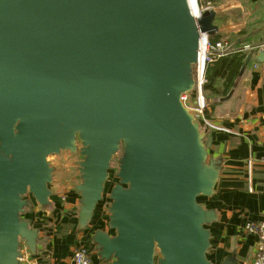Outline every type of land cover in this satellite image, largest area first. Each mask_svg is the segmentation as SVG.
Masks as SVG:
<instances>
[{
    "label": "water",
    "instance_id": "95a60500",
    "mask_svg": "<svg viewBox=\"0 0 264 264\" xmlns=\"http://www.w3.org/2000/svg\"><path fill=\"white\" fill-rule=\"evenodd\" d=\"M236 13L198 18L189 0H0V264H20L23 243L37 255L26 196L51 206L49 158L64 152L83 158L77 232L92 223L122 152L113 233L92 236L101 261L213 264L218 215L199 199L214 195L223 161L209 156L184 98L204 36L238 23Z\"/></svg>",
    "mask_w": 264,
    "mask_h": 264
},
{
    "label": "crops",
    "instance_id": "0c3cea01",
    "mask_svg": "<svg viewBox=\"0 0 264 264\" xmlns=\"http://www.w3.org/2000/svg\"><path fill=\"white\" fill-rule=\"evenodd\" d=\"M248 2L256 7L249 14L247 26L255 23L260 26L249 32L242 31V37L236 39L241 47L264 43V0ZM223 32L220 30L219 34L225 38ZM256 57L257 54L253 55L238 78L230 99L207 100L206 117L217 129L203 126L206 148L210 157L223 161L214 195L199 200L218 215V221L209 227L212 239L208 258L213 264H220L231 256L238 257L239 264H251L258 239L248 234L245 226L264 220V62L257 61ZM64 153L78 158L74 161L77 177L73 176L69 164L51 165L54 169L51 206L42 209L33 201V208L24 215L32 228L40 230L38 247L48 251L52 264H71L75 243L82 234L77 232L81 196L76 191L81 184L77 164L82 159L79 155ZM64 153L55 157L62 158ZM105 194L106 189L89 226L96 231L104 229L109 222L104 212L110 199ZM104 231L113 233L108 226ZM92 264H104L98 253L92 257Z\"/></svg>",
    "mask_w": 264,
    "mask_h": 264
},
{
    "label": "built area",
    "instance_id": "2783aa9c",
    "mask_svg": "<svg viewBox=\"0 0 264 264\" xmlns=\"http://www.w3.org/2000/svg\"><path fill=\"white\" fill-rule=\"evenodd\" d=\"M201 13L199 17H201ZM198 17V18H199ZM201 53H203L204 60L203 64L200 65V57ZM236 53H247L248 55L252 53L260 54L264 53V43L259 44L257 46L251 47H241L236 41H230L227 38H222L218 41L212 42L211 38H207L204 36V39L200 45L199 50V62L195 66V81H196V92L197 98L194 106L190 105L192 112L194 113L197 121L199 122L201 128L207 127L211 129H217L206 117V109H207V100L203 94V86L206 84L205 78V68L206 64L212 62L216 58L227 57ZM190 96H186L184 99L188 102V98ZM252 162H248L249 172H251ZM251 175V173H249ZM115 183H118V177L114 179ZM115 186V185H114ZM113 186H111L112 188ZM107 200L109 198V193L105 194ZM27 200H31V197H27ZM65 201V198L63 197ZM110 201H106V206L109 207ZM105 213V212H104ZM108 226V225H107ZM105 225L104 229L106 227ZM245 231L248 234L255 235L258 239V244L256 248V253L251 264H264V220L257 222H249L245 226ZM96 232L94 228H88L79 236L75 243V247L72 252L71 264H92V257L97 253L96 245L92 241V236ZM20 264H52V259L50 254L44 248L38 247V253L36 256H33L28 250L26 244H22L21 246V257L19 259Z\"/></svg>",
    "mask_w": 264,
    "mask_h": 264
},
{
    "label": "rangeland",
    "instance_id": "374dc122",
    "mask_svg": "<svg viewBox=\"0 0 264 264\" xmlns=\"http://www.w3.org/2000/svg\"><path fill=\"white\" fill-rule=\"evenodd\" d=\"M250 1V0H249ZM190 6L195 10L198 6L200 7V13L203 14L207 10H214L218 13H230L231 15H237L236 11L240 12L242 15V19L238 23H234L232 25L225 26L222 30H224V37L227 38L230 41H236V39L241 38L242 34L241 32L244 30H247L248 32L255 27L260 26L259 23H255V25L248 27V18L250 12H255V4H251L248 2V0H217L216 2L210 3L208 0H197V4L195 0H189ZM239 13V14H240ZM195 73V70H194ZM194 94V96H192ZM197 98V92L196 90L190 95L188 98V103L192 106H194ZM206 99V97H205ZM207 100V99H206ZM62 158H58L55 156H52L49 158L50 165L55 166L57 163L60 164H69L68 166L72 168L73 176H76L75 171V160L78 159L76 157L69 156L67 154H62ZM79 157L81 159L82 156ZM61 156V155H60ZM122 157V152H120L118 155H116L111 163V169H110V179L107 182L105 188H106V194H110V190L112 189L111 186H114L118 183H115L114 179L117 177L118 171H119V161ZM66 159V160H65ZM27 197H31V195H27ZM203 198H200L201 200ZM202 202V201H201ZM109 207H105V214L107 216V220H109V214H108Z\"/></svg>",
    "mask_w": 264,
    "mask_h": 264
},
{
    "label": "trees",
    "instance_id": "16d2710c",
    "mask_svg": "<svg viewBox=\"0 0 264 264\" xmlns=\"http://www.w3.org/2000/svg\"><path fill=\"white\" fill-rule=\"evenodd\" d=\"M208 1L213 3L217 0ZM220 39H222L220 34H217L211 38L212 42L218 41ZM247 56V53H236L227 57L216 58L212 62L206 64V84L203 86V94L207 100L227 98L230 94H232ZM192 96H194V94ZM28 202L29 206L25 209L24 215L27 214L31 208H33L31 200H28ZM40 241L41 240H39V243ZM102 263L108 264L104 261H102Z\"/></svg>",
    "mask_w": 264,
    "mask_h": 264
},
{
    "label": "bare ground",
    "instance_id": "6f19581e",
    "mask_svg": "<svg viewBox=\"0 0 264 264\" xmlns=\"http://www.w3.org/2000/svg\"><path fill=\"white\" fill-rule=\"evenodd\" d=\"M196 4H197V0H195ZM192 11L196 14L197 17H199L200 15V7L198 6L197 4V7L196 9L194 10L192 7H191ZM203 60H204V56H203V53H201V57H200V65L203 64Z\"/></svg>",
    "mask_w": 264,
    "mask_h": 264
}]
</instances>
